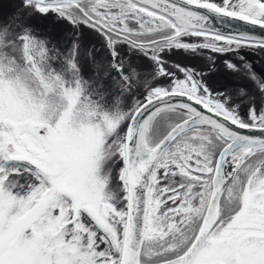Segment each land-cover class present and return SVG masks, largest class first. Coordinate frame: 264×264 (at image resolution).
<instances>
[{"label":"snow or ice","instance_id":"1","mask_svg":"<svg viewBox=\"0 0 264 264\" xmlns=\"http://www.w3.org/2000/svg\"><path fill=\"white\" fill-rule=\"evenodd\" d=\"M23 5L29 22L0 26V264H264V135L240 131L264 133V75L245 70L262 101L244 120L195 69L166 60L264 48L209 26L264 27V0ZM64 22L90 29L106 55L81 64L79 38L62 46L54 31ZM132 56L150 62L146 78Z\"/></svg>","mask_w":264,"mask_h":264},{"label":"rangeland","instance_id":"2","mask_svg":"<svg viewBox=\"0 0 264 264\" xmlns=\"http://www.w3.org/2000/svg\"><path fill=\"white\" fill-rule=\"evenodd\" d=\"M26 11L27 10L23 5V0H0V26H10L12 30L18 32L20 29L17 26L16 21L29 22L26 20ZM31 22L34 23L35 21ZM50 24L51 17L42 21L41 27L48 29ZM54 31L56 35L60 37L62 46H71L73 40L77 37L79 38V62L85 66L90 65L93 55H96L98 59L106 55L103 48V41L87 27L81 26L77 29L71 25L70 22H64L55 26ZM194 41L202 42L193 38L192 42ZM243 48L252 57H254L256 65L262 68V75H264V48L258 46ZM121 51L123 54L125 50L122 49ZM128 59L131 60L132 67L139 72L141 78H146L148 72L150 71V62L143 57L132 56L130 58H126V63ZM166 60L169 64L180 63L184 65L185 63H192L193 65L198 66L199 70L205 69L207 71L205 81H207V84L215 91L212 92L213 94L219 93L216 89L218 90V87L220 86L219 82H222L225 78L226 82L222 85V88H225V92H223V94L231 97L232 106L236 104L240 105V101L238 100L240 98L237 97H239V94L243 90L247 92V95L240 100H244L246 105L255 104L258 109L261 107V94L256 85L248 78V75L245 72L246 69L249 73L254 72L253 69L247 67L239 61H236L233 57L226 54H216L207 49L196 53L174 50L173 53L166 56ZM226 62L237 65L239 71H233L226 67ZM254 73L257 76H261V74L257 72ZM148 83H152V81L149 79ZM161 83H164V81H161ZM123 103L125 105L131 104L132 98L125 96L123 98ZM240 108H242V106H240ZM241 117L244 120H248L249 118L248 115H243Z\"/></svg>","mask_w":264,"mask_h":264},{"label":"water","instance_id":"3","mask_svg":"<svg viewBox=\"0 0 264 264\" xmlns=\"http://www.w3.org/2000/svg\"><path fill=\"white\" fill-rule=\"evenodd\" d=\"M209 26L212 27L214 31H219L226 35H239L240 33H246L248 36L252 37L253 40L259 41L264 39V27L259 25L253 26L237 19L212 17L209 21ZM240 131L253 136L264 135L259 129Z\"/></svg>","mask_w":264,"mask_h":264},{"label":"flooded vegetation","instance_id":"4","mask_svg":"<svg viewBox=\"0 0 264 264\" xmlns=\"http://www.w3.org/2000/svg\"><path fill=\"white\" fill-rule=\"evenodd\" d=\"M195 42V41H194ZM245 48H252V47H245ZM230 57H233V59H235L236 61H239L243 64H245L247 67L253 69L254 72H257L259 74L262 75V68L256 65V62L254 60V57H252L247 51H245V49L242 47L238 50H235L231 53L226 54ZM184 66L186 67H190L196 70V72L201 76V78L203 79V82L209 87V89L212 92H215L208 84L207 81H205L206 77H207V71L205 69L199 70L198 66L193 65L192 63H185ZM226 82V79L224 78L222 82H219V87L218 90L216 89V91H218L219 93H223L225 92V88H222L223 83ZM217 94V93H216ZM215 95V94H214ZM238 98V97H237ZM240 106H242V108H239V112L241 114V116L243 115H247V108L250 106V104L246 105V102L244 100H240ZM235 106V105H233ZM245 107V108H244ZM258 108V107H257Z\"/></svg>","mask_w":264,"mask_h":264}]
</instances>
